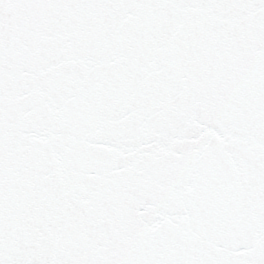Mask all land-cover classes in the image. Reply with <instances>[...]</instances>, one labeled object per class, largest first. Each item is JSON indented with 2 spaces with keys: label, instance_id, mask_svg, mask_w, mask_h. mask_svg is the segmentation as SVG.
I'll list each match as a JSON object with an SVG mask.
<instances>
[{
  "label": "snow or ice",
  "instance_id": "6c2138e0",
  "mask_svg": "<svg viewBox=\"0 0 264 264\" xmlns=\"http://www.w3.org/2000/svg\"><path fill=\"white\" fill-rule=\"evenodd\" d=\"M0 264H264V0H0Z\"/></svg>",
  "mask_w": 264,
  "mask_h": 264
}]
</instances>
